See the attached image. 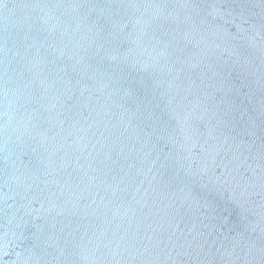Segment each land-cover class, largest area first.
Returning a JSON list of instances; mask_svg holds the SVG:
<instances>
[{"label": "water", "instance_id": "obj_1", "mask_svg": "<svg viewBox=\"0 0 264 264\" xmlns=\"http://www.w3.org/2000/svg\"><path fill=\"white\" fill-rule=\"evenodd\" d=\"M0 264H264V0H0Z\"/></svg>", "mask_w": 264, "mask_h": 264}]
</instances>
